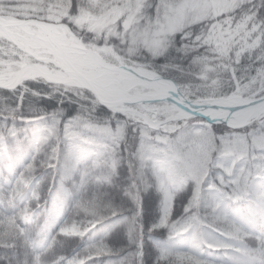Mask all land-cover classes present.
I'll list each match as a JSON object with an SVG mask.
<instances>
[{
	"label": "snow or ice",
	"instance_id": "6c2138e0",
	"mask_svg": "<svg viewBox=\"0 0 264 264\" xmlns=\"http://www.w3.org/2000/svg\"><path fill=\"white\" fill-rule=\"evenodd\" d=\"M0 90V261L264 264V0H0Z\"/></svg>",
	"mask_w": 264,
	"mask_h": 264
},
{
	"label": "trees",
	"instance_id": "16d2710c",
	"mask_svg": "<svg viewBox=\"0 0 264 264\" xmlns=\"http://www.w3.org/2000/svg\"><path fill=\"white\" fill-rule=\"evenodd\" d=\"M159 62L163 63V60L160 59ZM4 91L5 90H0V93H3ZM0 103H2V101H0ZM23 107L25 110H27V100L25 101ZM37 107L47 108L49 112L52 110L51 107H49V105L47 103H38ZM56 107H63V105L57 104ZM2 119H3V117L0 116V120H2ZM10 120H11V118L9 117V121ZM22 123H23V121L20 120L19 118H17V124H22ZM123 167L124 168L127 167L126 162L124 163ZM59 184H60V178L59 177L56 178L55 182H53L50 177L46 178L44 180V182L41 184L40 194H41L42 198H41L40 203L46 209H51V207H52V198L49 195V190L50 189L54 190L55 187ZM64 185H65V187H68V188L72 187V184L70 181H65ZM189 197H190V186H188V187L186 186L182 189H177L176 199L174 200V209H173L174 214L182 212V205L187 202V199ZM158 202H159V196H158V193L156 191L150 190L148 193H146V195L144 197V206H145L146 212L148 210H151V212H153V213L156 212ZM146 218H148V217L146 216ZM38 223L41 225L44 223V216L43 215L38 217ZM86 241H87V237H84V238L73 237L70 239L69 243H70L71 247H75L77 245L83 246V244ZM246 243H248V245L250 247H257L258 246L255 241L249 240V241H246ZM208 251L211 252L212 250H208ZM3 253H4V249L0 248V256H2ZM104 259H107V257H104ZM0 264H6V261H0Z\"/></svg>",
	"mask_w": 264,
	"mask_h": 264
}]
</instances>
